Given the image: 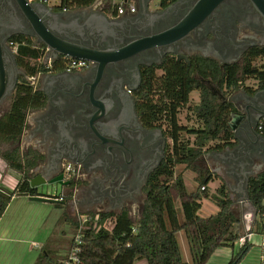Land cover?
I'll return each instance as SVG.
<instances>
[{
    "label": "flooded vegetation",
    "instance_id": "flooded-vegetation-1",
    "mask_svg": "<svg viewBox=\"0 0 264 264\" xmlns=\"http://www.w3.org/2000/svg\"><path fill=\"white\" fill-rule=\"evenodd\" d=\"M135 1L137 6L132 13L116 14L115 3L104 7L91 4L74 13L52 7L55 18L43 14L41 19L62 35L70 33L67 28L73 22L83 25L87 33L89 28L84 24L87 19L103 12L113 19L109 37L92 38V41L87 35L84 38L104 49H118L179 24L199 0L167 3L159 0L154 9H149L148 15L141 14L139 7L147 2L149 8L150 0ZM208 7L204 18L174 43L155 44L131 52L107 62L102 69L87 61L77 69L66 70L68 58L59 57L64 63L59 70L64 73L63 80L51 83L46 79L43 82L48 95L43 92L44 104L33 109L35 127L30 133L38 135L39 143L46 145L53 140L56 124L67 122L72 142L82 144L81 148L45 147L44 152L35 153L37 158H33L31 148L21 149V153L27 158L32 156L34 165L29 177L46 174L52 179L58 174L63 175V180L68 183H54L60 189L55 197H63L68 211L85 215L88 212H129L133 207L142 209L147 198L148 179L165 156L169 142L162 129L147 124L141 113L139 92L146 68L160 65L167 56L188 63L189 57L193 56L215 59L220 64L230 63L239 60L248 48L264 46V0H211ZM76 30L74 28V32ZM34 32L31 20L12 0H0V78L3 70L8 79L16 76L15 86L0 102V117L22 77L34 85L17 64L13 42V37L21 35L39 43ZM49 58L42 61L48 68L53 62L49 63ZM51 72H40V76ZM210 88L215 91L211 85ZM261 90L264 88L257 91ZM254 93L247 92L251 96ZM243 96L251 100L243 92L234 94L233 100L243 103ZM258 97L264 103V92ZM68 163L74 168L72 177H65Z\"/></svg>",
    "mask_w": 264,
    "mask_h": 264
},
{
    "label": "trees",
    "instance_id": "trees-1",
    "mask_svg": "<svg viewBox=\"0 0 264 264\" xmlns=\"http://www.w3.org/2000/svg\"><path fill=\"white\" fill-rule=\"evenodd\" d=\"M95 1L59 0L57 7L75 9ZM118 6L116 2L113 7L116 14ZM13 42L17 64L28 78L40 72L59 71L64 65L59 58L46 67L40 61L45 50L42 43L21 35L13 37ZM258 58L264 59V46L250 47L239 60L230 63L220 64L200 56L189 57L188 63L167 56L160 65L146 68L139 92L141 113L147 124L162 129L169 142L165 156L148 179L147 198L139 218L133 219L127 210L88 212L85 215L90 219L79 231L74 260L69 254L62 256L43 249L33 264H134L141 259L147 264H205L219 247L233 251L227 264H239L251 243L245 240L235 250V243L245 233L230 209L232 200L226 184L221 182L214 193H209L207 184L216 175L206 166L205 154L235 145L230 122L237 109L229 96L237 90L253 93L264 88V67L255 64ZM249 78L254 79V85L245 84ZM210 85L217 87L223 98L214 94ZM193 91L198 92L196 102L190 98ZM44 101V93L22 77L0 117V145L5 147H0V157L21 175L14 189L0 186V218L14 195H45L30 187L28 181L34 165L31 158H37V154L27 158L20 148L27 112L40 108ZM183 110L186 122L180 121ZM177 165L196 173V189L187 188L183 175L176 172ZM247 192L257 210L250 233L264 234V170L249 178ZM203 198H209L218 211L199 215ZM55 205L63 207L59 202ZM107 220L112 222L109 228L104 226ZM178 232L184 234L189 260L182 255ZM73 246L74 238L69 253Z\"/></svg>",
    "mask_w": 264,
    "mask_h": 264
},
{
    "label": "water",
    "instance_id": "water-1",
    "mask_svg": "<svg viewBox=\"0 0 264 264\" xmlns=\"http://www.w3.org/2000/svg\"><path fill=\"white\" fill-rule=\"evenodd\" d=\"M20 12L27 16L34 27V36L36 41L45 45L48 48V55H45L44 59L50 57L52 60L58 59L59 57H67L73 59H81L98 64L99 69H102L107 62L123 58L131 52H136L143 48L154 46L155 44H171L178 37L183 36L192 27L199 23L204 18L206 13L209 11L208 3L211 0H199L196 6L183 18V20L167 29L166 31L156 34L151 37L141 38L135 41L134 44L123 46L118 49L114 48H102L98 45H93V42H86L84 36L87 35L92 41V38H108L109 37V26L113 19L108 18L103 12L99 13L94 17H90L84 23L89 31L84 32L83 25H79L76 22L70 24L69 34L62 35L56 32L54 26L47 25L42 19L41 15L45 14L53 16L55 18V12L49 5L43 3H27L25 0H12ZM218 0H213V2ZM114 4V3H112ZM84 9L76 8L68 10L67 13H74L77 10ZM141 14L148 15L147 2L143 3L139 7ZM74 28L77 29L74 32ZM179 59L181 57H178ZM187 59V57L184 56ZM17 68V66L15 65ZM64 73L60 71H53L51 73L43 74L39 78L38 90L44 92L46 95L47 90L43 88V82L49 79L51 83L60 82L63 80ZM16 76L12 75L9 79L5 76L3 70L0 78V102L3 100L4 95L10 93L15 86ZM264 90L255 92L252 96L244 93L245 96L251 100L257 102V107L253 113L245 111V113L234 114L230 122V128L233 132V139L235 145L226 147L221 151H210L205 154V159L211 162V159L218 161V167L214 170L218 173H222L224 181L229 191V197L232 199V194L236 195V201L240 205L241 219L244 226L245 232H250L252 225L257 218V210L249 200L247 192L248 180L251 176L257 175L263 170L255 167L254 160L258 159L264 152V136L256 131L258 122L264 118V103L258 99L259 94ZM219 98H222V94L219 90L213 91ZM248 100V99H247ZM50 101V98L49 100ZM67 122H58L56 125V131L53 132V140L49 142L51 148L63 149L72 148L73 150L78 147L81 148L82 144L73 143L72 136L67 128ZM37 130H35L36 133ZM23 134V133H22ZM43 137V135H42ZM22 142V135L20 144ZM211 165V163H209ZM33 170H30L32 172ZM46 174H39L36 177H29V185L32 188H38L43 184H54L65 185L68 182L63 180V175L58 174L52 179L47 178ZM232 179L235 181L233 184ZM55 194L34 195L29 196L31 200L43 201L50 203L61 202L54 196Z\"/></svg>",
    "mask_w": 264,
    "mask_h": 264
},
{
    "label": "crops",
    "instance_id": "crops-1",
    "mask_svg": "<svg viewBox=\"0 0 264 264\" xmlns=\"http://www.w3.org/2000/svg\"><path fill=\"white\" fill-rule=\"evenodd\" d=\"M116 2L121 5H125L126 12H129V6H137L135 0H96L93 3V6L104 7L109 3ZM34 87L38 89V83L34 85ZM237 91L247 93V91L244 90ZM233 96H229V99L237 109V114H241L240 110H247L249 111V113L254 112V109L257 107V102L247 100L243 96V103H236L233 100ZM34 114L35 111L30 110L26 115V126L23 130L20 148H31L33 150V153H42L44 152L42 149L45 147L49 148L50 145L40 144L39 136H32V134L30 133L35 127V121L33 118ZM256 131L264 136V133H261L257 129V126ZM209 163H211V165ZM254 163L256 168L260 170L264 169V152L258 159L254 160ZM207 164L210 171L214 175H216V177L213 178L216 189L221 184V182L225 183L223 178L224 175L214 170L216 167H218V161L216 159H211V162H208ZM20 177V173L10 168L7 163L0 157V186L7 189H14ZM232 182L233 184L235 183L233 179ZM46 195L48 194H45L43 196ZM232 197V199L230 198L232 200L230 209L235 215H237L238 213L237 216L240 220L239 224L242 226L243 232L245 234H248L247 241L251 243V248L246 253L245 257L239 262V264H264V234L245 232L241 219L240 205L236 201V195L232 194ZM59 203L63 207L56 206V203L34 201L26 195H14L11 198L0 218V264H33L37 255L43 249L54 250L59 255H62V253H60L59 251V245L61 244L60 240H62L65 232L64 229L58 230V232H56V227L58 224H60L62 219L65 220V218H67L68 221L70 219L65 212L67 206L64 203ZM217 211L218 207L215 212ZM72 213L73 215H78L77 212ZM241 244L242 243L237 241L234 245L235 250L238 249ZM232 252V249H230L229 247H219L214 251V253L210 256L205 264H226V262L231 257ZM184 259L189 260V255L188 259ZM134 264H147V262L146 260L141 259L137 260Z\"/></svg>",
    "mask_w": 264,
    "mask_h": 264
},
{
    "label": "rangeland",
    "instance_id": "rangeland-1",
    "mask_svg": "<svg viewBox=\"0 0 264 264\" xmlns=\"http://www.w3.org/2000/svg\"><path fill=\"white\" fill-rule=\"evenodd\" d=\"M159 0H150L149 3V9L152 10L155 7V4L158 2ZM59 4V0H50V5L57 7ZM255 64L257 66H262L264 67V59L262 58H258L255 61ZM32 80V78H31ZM255 81L252 78H249L246 80L245 84H253L254 85ZM211 87L216 91L217 87H215L214 85H211ZM239 91H235L234 93H232V95L230 94V96L232 97L234 94H236ZM230 97V98H231ZM191 101L192 102H196L197 98H198V92L197 91H193L191 93ZM8 104V102H7ZM185 116H186V111L183 110L180 114V121L181 122H186L185 121ZM1 150H3L5 147L1 146ZM208 162L205 160V164L206 166H208L207 164ZM176 172L177 173H181L183 175L185 184L187 186L188 189H196L197 187V182L195 181V176L196 173L191 171L190 169H187L184 165H177L176 166ZM39 192L43 193V194H55L58 192L59 187L56 186L55 184H43L40 185L39 188L37 189ZM208 191L210 194L215 192V182L209 181L208 184ZM145 203V202H143ZM141 207L139 208H135L133 207L130 211V216L133 219H138L140 216V211ZM217 210V206L209 199V198H203L202 199V206L201 208L198 210V214L201 216H208L212 213H214ZM66 215L69 217V221L67 220V218L62 219L60 224L57 225L56 227V232H58V230L64 229L65 235L63 236L62 240H60L61 244L59 245V251L60 253H62V255H67L70 254L69 253V245H70V241L71 239L74 237V235H76L79 232V228H76V224H79L80 219H83L84 215L82 216V214H78V215H73L72 212L68 211L66 209ZM238 215V213H237ZM112 222L109 220L106 222V227H111ZM177 238L180 244V248H181V252L184 256V258L188 259V253H187V248H186V240L184 238V234L182 232H178L177 233ZM185 241V243H184ZM245 257V256H244ZM243 257V258H244ZM230 259V258H229ZM229 261V260H228ZM228 261L226 262V264L228 263Z\"/></svg>",
    "mask_w": 264,
    "mask_h": 264
},
{
    "label": "built area",
    "instance_id": "built-area-1",
    "mask_svg": "<svg viewBox=\"0 0 264 264\" xmlns=\"http://www.w3.org/2000/svg\"><path fill=\"white\" fill-rule=\"evenodd\" d=\"M25 1L27 3H36V2L43 3V4L49 5L51 7H54V6L50 5V0H25ZM134 8H135V6H129L128 11L132 13V12H134ZM125 11H126L125 5L119 4L118 9H117V14H123ZM46 52H48V48L47 47H45V50H44L42 56L40 57V61H43L44 60V57H45ZM48 61H49V63H51L52 62V59L49 58ZM85 63H87L86 60L68 58L66 60V62H65V69L66 70L77 69V68L83 66ZM31 78L33 80L32 83H34V85H36L38 83L39 78H40V73H38L36 76L31 77ZM257 129L261 133H264V118L261 119L258 122ZM73 175H74L73 165L71 163H68L65 166V177H72ZM201 189H204V187H201ZM55 198H57L58 200H62L63 199L62 196L55 197ZM89 219L90 218L87 217L86 215H84L83 219H80V221H79V227H78L79 228V231H80L83 223L86 220H89ZM107 221H109V220H107ZM106 222L104 223V226H106ZM94 226H96V224H94ZM247 236H248V234H244L243 236H241L239 238L238 242L243 243L245 240H247ZM73 238H74V244H75V246L72 247V249L70 251V254H69V258L74 260L75 259V253L78 251V244L80 243V232H78L76 235H74Z\"/></svg>",
    "mask_w": 264,
    "mask_h": 264
}]
</instances>
